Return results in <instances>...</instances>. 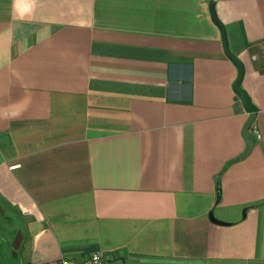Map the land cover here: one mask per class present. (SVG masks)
I'll return each mask as SVG.
<instances>
[{
  "label": "crops",
  "instance_id": "0c3cea01",
  "mask_svg": "<svg viewBox=\"0 0 264 264\" xmlns=\"http://www.w3.org/2000/svg\"><path fill=\"white\" fill-rule=\"evenodd\" d=\"M0 228L18 264H264V0H0Z\"/></svg>",
  "mask_w": 264,
  "mask_h": 264
},
{
  "label": "water",
  "instance_id": "95a60500",
  "mask_svg": "<svg viewBox=\"0 0 264 264\" xmlns=\"http://www.w3.org/2000/svg\"><path fill=\"white\" fill-rule=\"evenodd\" d=\"M210 15H211L212 21L216 24V26L220 30L221 42H222L224 54L234 64V66L238 70V75H237L236 80L233 83L232 88L235 94L239 96L244 110L248 113V119L242 127V137L245 141V149L243 153L241 154L240 158L244 159L252 151L253 146H254V138L252 134L250 133V128L255 121L257 109L250 101L248 94L241 87V81H242L243 73H244L243 64L236 58V56H234L229 51L225 28L218 21L213 5L210 6Z\"/></svg>",
  "mask_w": 264,
  "mask_h": 264
},
{
  "label": "built area",
  "instance_id": "2783aa9c",
  "mask_svg": "<svg viewBox=\"0 0 264 264\" xmlns=\"http://www.w3.org/2000/svg\"><path fill=\"white\" fill-rule=\"evenodd\" d=\"M252 135L255 140H261V135L258 130L253 129ZM57 264H108V258L100 252H93L90 256L84 258L83 260L76 261L73 259L61 258Z\"/></svg>",
  "mask_w": 264,
  "mask_h": 264
},
{
  "label": "rangeland",
  "instance_id": "374dc122",
  "mask_svg": "<svg viewBox=\"0 0 264 264\" xmlns=\"http://www.w3.org/2000/svg\"><path fill=\"white\" fill-rule=\"evenodd\" d=\"M7 247H6V242L0 241V264H18V262H15V260H13V258H8L9 254H7L8 253Z\"/></svg>",
  "mask_w": 264,
  "mask_h": 264
}]
</instances>
